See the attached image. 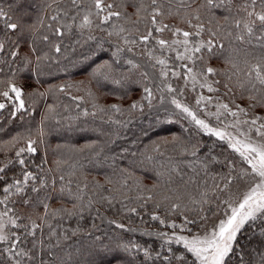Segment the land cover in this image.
Instances as JSON below:
<instances>
[{
	"label": "trees",
	"instance_id": "trees-1",
	"mask_svg": "<svg viewBox=\"0 0 264 264\" xmlns=\"http://www.w3.org/2000/svg\"><path fill=\"white\" fill-rule=\"evenodd\" d=\"M109 2L122 3L123 6L116 10L127 13L130 19L113 18L109 24L102 25L101 28L93 26L90 30L87 28L81 30L78 25L91 0H84L81 4L83 11L74 7L71 0H27L28 5L31 6V14L25 17L24 21L36 24L37 30L32 34H25L21 39L19 54L16 57L9 55L8 51L0 53V80L11 79L18 86L24 85L28 107L26 111L18 114L15 120L7 119V110L4 117L0 118V147H3L0 161L12 157L15 150L25 146L26 140L30 137L37 141L35 145L37 153L34 157H29L31 160L29 170L34 171L40 180L49 185L47 189L42 188L39 195L42 197L46 191L52 192V198L47 201L51 209H72L74 201L67 196H59L60 188L67 185L68 181H71L73 191L78 184L83 186L87 183L88 188L85 191L89 195L96 193L94 197L96 203L91 209H84L83 219L80 215L68 216L62 212L48 216L47 223L43 226V233H37V236L44 240L46 250L49 243L55 245L59 240L61 248L53 250L61 255H63L62 250L73 252L76 264H90L92 260H95L96 264H117V262L118 264H162L157 253L163 256L167 253L168 247L182 250V245L174 243L166 245L164 239L158 237L156 233L171 234L173 229L167 225L173 222L181 225L185 216L195 219L198 224L212 225L217 217L213 213L222 212L224 208L222 201L228 199L229 195L239 194L246 189L247 178L241 180L240 175L248 165L241 160L238 153L227 147L226 141L205 135L189 120L180 118V113L170 101L175 95L182 103L189 105L190 95L182 86L183 79L170 77L166 82H162L163 78L159 75L161 66L157 65L156 68L151 66L154 61L149 59L147 50H152L155 57L168 59L170 66L174 62V53L167 50L162 53L154 41L144 46L125 45L122 37L138 39L140 35L146 34L148 27H151L148 19L136 23L138 17L133 7L134 3L136 6L142 3L147 7L150 0H109ZM161 2L166 11L171 8L173 13H176L179 9V15L174 14L169 17L165 14L159 18L163 23L191 31L185 21L192 19L193 24H203L205 28L198 39L207 41L211 38V32H216V39L223 43L225 48L231 45L234 48L252 50L247 42L241 43L235 40L240 30L235 28L234 21L245 16L243 11H239L243 0H232L231 4L224 0V6L211 9L201 7L198 13H194L192 8L181 7L180 0H161ZM220 2L221 0H217L218 4ZM204 3L205 0H196L192 7ZM9 5L10 0H0V7L4 10L7 11ZM48 5L51 7L49 8ZM259 10L258 0L257 11ZM78 11L80 15L73 21L72 18ZM13 15L15 22L18 13ZM194 15H199L200 19L198 21L193 19ZM52 16H57V19L52 20ZM141 16L147 17V13L142 12ZM41 20L43 23H39ZM112 24L117 27L114 29ZM120 26L131 31L132 36H129V31L120 36L116 35L115 32ZM57 28L64 33L63 36L55 34ZM137 28L139 32H136ZM109 32L113 35H109ZM229 33L232 35L229 36ZM153 35L169 41L176 38L169 31L154 32ZM44 36L48 37L47 41L43 39ZM90 36L94 39H89ZM13 39H16L15 35ZM56 45L60 47L59 52L55 51ZM117 47L125 49L119 57L113 55ZM128 47H132L133 51L128 52ZM25 57L31 60L30 64L26 63ZM37 57H41L39 65H37ZM116 59H119L118 64L114 62ZM128 60H132L140 67L132 69L127 63ZM104 61L112 63L114 75L122 79V86L103 80L98 82L92 78L93 68ZM210 66L219 70L226 68L222 59L211 60ZM145 72L148 73L147 76L142 75ZM220 79L223 82V77ZM37 80L39 83L36 82ZM166 83H170L177 92L168 93ZM66 84L72 87L59 91V86ZM144 87L150 88L153 92L150 103L149 100L142 98L146 95L143 92ZM180 90H183V95L178 94ZM33 91L43 95H28ZM223 92L224 89L221 87L220 93L209 94L213 97L221 95L222 101L229 103L233 109L237 104L248 108L249 101L240 98V90L234 89L236 95L229 97H223ZM247 95L248 93L245 92L244 96ZM136 101L143 105V111L140 108L130 107ZM113 104H116L121 111L113 110L111 108ZM85 112L88 115H85ZM248 113L247 117L250 119L255 116L264 117V108H249ZM210 122L212 125H218L213 118ZM260 122L258 121V124ZM41 131L44 133L43 136L40 135ZM13 136L20 137L15 148L7 144ZM174 136L179 138L176 143H161L164 140L172 141ZM155 144H161L160 152L163 155L154 151ZM209 148L212 149L211 153ZM123 149L127 151L122 152ZM193 151L196 152L195 156L191 155ZM210 155L215 156L218 162H211L208 159ZM148 156L153 159L147 160ZM225 160L235 163V171L232 172L235 179L228 189L221 191L226 183L222 174L229 171L222 163ZM37 164L41 167L37 168ZM171 167L178 168L180 173V175L172 173L175 179L172 187L178 188L183 193L181 177L183 181L191 178L194 182L187 186L190 195L199 199V194L207 191L208 203L192 205L188 195H185L183 203L188 205V208L172 212L170 201L164 200L165 195H173L172 193H166L162 188L155 192L141 190L145 187L152 188L157 171H162L167 176ZM61 176L64 177L63 181L60 180ZM106 178H110L114 183H107ZM124 179H127L125 187L115 183ZM53 181H55L54 190ZM33 183L39 186V181ZM98 184L103 185V189L97 187ZM217 184L220 185L219 188L216 187ZM113 188L119 191L109 194L107 189ZM101 195L109 196L111 204L107 201L101 202ZM149 195L154 197L153 200L141 207L144 201L137 197ZM3 198V193L0 192V199ZM11 198L16 199L15 196ZM157 203L161 205L159 208L156 207ZM133 207L137 209L136 213L128 211ZM201 207L203 212H200ZM15 211L26 217L33 210L25 208L21 211L16 207ZM35 211L42 214L43 208H37ZM153 214L164 219L165 225L153 221L151 219ZM201 216H207L208 220L202 222ZM39 222L37 220V223ZM116 224H123L125 228H118ZM187 228L196 231L192 224L187 225ZM73 231H76V235L72 234ZM175 231L180 233L181 230L178 227ZM53 232L56 235H51ZM184 233L187 234L186 231ZM65 235L68 237L67 240L63 239ZM96 237L100 239L96 240ZM128 242L141 246L140 250L133 249L131 252L115 250L118 243ZM101 244L108 245L113 251L107 254L88 255L89 251L98 248ZM77 248L80 249L78 257L75 255ZM144 248L149 250L152 259L144 256ZM25 264L28 262L26 261Z\"/></svg>",
	"mask_w": 264,
	"mask_h": 264
},
{
	"label": "snow or ice",
	"instance_id": "snow-or-ice-1",
	"mask_svg": "<svg viewBox=\"0 0 264 264\" xmlns=\"http://www.w3.org/2000/svg\"><path fill=\"white\" fill-rule=\"evenodd\" d=\"M195 2L196 0H191V2L180 0V5L181 7L192 8L194 13H198L201 7L211 9L224 6V0H221L219 4L217 0H205L204 4H197L193 8L192 6ZM83 3L84 0H71V4L81 11H83L81 9V4ZM227 3L231 4L232 0H227ZM257 3L258 0H243L239 11H243L245 16L234 21L235 28L240 30L239 34L235 36V40L241 43L247 42L252 50L234 48L231 45L225 48V45L216 39V32H211V38L207 41L198 39L205 31V28L203 24H193L192 19L185 21L189 28L192 29L191 31L163 23L159 18L165 14L169 17L174 14L179 15V9H177L176 13H173L171 8L166 11L161 0H150V4L147 7L142 3L140 6L133 4L136 9L135 15L138 17L136 23L139 20L148 19L151 27H148L146 34L140 35L138 39L135 37L129 39L128 36L122 38L125 45L134 46H144L150 41H154L162 53L167 50L175 54L174 62L170 66L168 59L155 57L152 50H147L149 59L154 61L151 66L153 68H156L157 65L161 66L159 75L163 78L162 82H166L170 77L183 79L185 87L190 82L192 90H196L199 87L200 89H206L208 93H220L222 87L224 89L223 97L235 96L236 92H234V89H238L240 90V98H246L249 101L248 108L237 104L233 109L229 103L222 101L221 95L213 97L200 94L196 97L195 107H190L177 99L175 95L172 96L170 102L180 113L181 119L189 120L205 135L216 137L219 141H226L227 147L232 149L234 153L239 154L241 160L248 165V168L244 169L240 175L241 180L247 178V186L246 190L239 194L229 195L228 199L222 201L224 208L222 212L213 213L218 219L212 223L210 228L203 223L198 224L195 219H189L185 216L183 224L177 225L173 222L167 225L173 229L171 234L157 232L156 235L164 239L166 245H172L173 243L182 245V250L168 247L167 253L163 256L157 253V257L161 259L162 264H264V117L255 116L251 119H240L241 114L244 116L249 115V108H264V0H259V11H257ZM122 6V3L116 4L109 2V0H91V4L87 11L84 12L78 27L81 30L85 28L90 30L93 26L101 28L102 25L109 24L113 18L117 20L122 17L130 19L127 13L116 10ZM48 7L50 8L51 5H48ZM142 12L147 13V17L141 16ZM14 13H18L15 16V22H13ZM30 14L31 6L28 5L27 0H10L7 11L0 7V32H2V35H0V53L8 51L12 57H16L19 54L18 49L21 45V39L25 34H32L37 30L36 24L24 21V18ZM79 15L80 12L78 11L76 16H73V21ZM51 19L56 20L57 16H52ZM193 19L198 21L200 17L199 15H194ZM39 23H43V21L41 20ZM111 26L114 29L117 27L115 24ZM126 31L129 30L120 26L115 34L120 36ZM165 31L171 32L172 36L176 38L169 41L153 35L154 32L163 33ZM136 32H139L138 28ZM55 34L63 36L64 33L60 28H57ZM14 35L16 39H13ZM109 35H113V33L109 32ZM228 35L231 36L232 33ZM129 36H132L131 31H129ZM43 39L47 41L48 37L44 36ZM89 39H94V37L90 36ZM9 46L11 47L10 51ZM124 50L117 47L113 55L119 57V54ZM55 51H60L59 45L55 46ZM127 51L132 52L133 48L128 47ZM40 59L41 57H37V65H39ZM213 59H222L226 68L219 70L210 66V62ZM25 61L26 63H31L28 57H25ZM114 62L118 64L119 59ZM175 62L180 63L177 64ZM127 63L131 65L132 69L140 67L132 60H128ZM241 64L243 67H241ZM142 75L147 76L148 73L145 72ZM91 76L98 82L103 80L117 86H122L123 84L122 79L114 75L113 65L108 61H104L93 68ZM221 77H223V82L220 79ZM36 82L39 83V80ZM165 86L168 93L177 92V89H174L170 83H166ZM70 87H72L70 84L59 86V91H64L65 88ZM51 90L50 88L49 91ZM160 90L163 91L164 89ZM143 92L146 95L142 98L149 100L150 103L153 97L152 90L144 87ZM245 92L248 93L247 97L244 96ZM178 94L183 95V90H180ZM28 95H43V93L33 91L28 93ZM25 96L24 85L18 86L11 79L7 81L0 80V118L4 117L5 110H7V119L10 121L15 120L18 114L26 111L28 106L26 105ZM214 100L216 102L214 105L216 111H205V108L209 104H213ZM130 107L132 109L140 108L143 111V105L139 101L133 102ZM111 108L116 112L121 111L116 104L111 105ZM84 114L88 115L87 112ZM227 116L233 118L230 124L224 122L223 118ZM213 117L223 127L213 126L210 122ZM258 121L261 122L258 124ZM167 122L171 123L172 121ZM241 124L255 126V134L261 140L253 141L247 132L240 130ZM229 128L235 129L238 135L229 132ZM251 130L252 128L250 127L249 131ZM40 135H44L43 131L40 132ZM178 139V137L174 136L172 141L164 140L161 143H176ZM19 141V136H13L7 141V144L15 148ZM36 144L37 141L29 137L25 146L16 149L12 157L0 161V192L4 196L3 199H0V206H3L0 208V246H2L0 247V264H25L26 261L28 264H76L73 259V252L62 250L63 255H61L53 250L54 248H61L59 240L56 241L55 245L49 243L46 250L44 240L39 238L37 233H43V226L47 223L49 215L62 212L68 216L80 215V218L83 219L84 209H91L96 203L94 199L96 193L93 192L92 195H89L85 191L88 188L87 183H84L83 186L78 184L76 190L73 191L71 181H68L67 185H63L60 188L59 196H67L68 199L74 201L72 209H51L47 201L52 198V192L46 191L42 197L39 195L41 189H47L49 185L47 182L40 180L34 171L29 170L31 164L29 157H34L37 153ZM160 147L161 144H155L154 151L163 155L160 152ZM2 151L3 147H0V152ZM126 151V149L122 150V152ZM211 151L212 149L209 148V153ZM191 155L195 156L196 152L193 151ZM97 156H99V153H97ZM146 159L151 161L153 157L148 156ZM208 159L213 163L218 162L215 156L210 155ZM222 163L229 170L227 173L222 174L223 179L226 180L221 189V191H224L229 188V185L235 179L232 176V172L235 171L236 165L231 160H225ZM36 167L40 168L41 165L37 164ZM205 167H207L206 164ZM172 173L180 175L179 169L176 167L168 169L167 176H165L164 172L157 171L156 180L152 188L148 189L145 187L141 190L155 192L157 189L162 188L166 193H172L173 195L164 196V200L170 201V211L172 212L188 208V205L183 203L185 195H188L189 202L192 205L208 203L207 191L201 192L199 199L190 195L187 186L194 182L191 178L183 181V177H181L184 188L183 193L178 188L172 187L175 183ZM60 180L63 181L64 177L61 176ZM106 180L107 183H114L110 178H106ZM35 181H39V186L33 183ZM115 183H120L122 187H125L127 186V179ZM54 185L55 181L52 184L53 190ZM97 187L103 189L104 186L98 184ZM216 187L219 188L220 185L217 184ZM107 191L111 194L113 191H119V189L113 188L107 189ZM12 196H15L16 199H12ZM153 198L151 195L137 197V199L144 201L141 207H144ZM100 201H107L111 204L109 196L101 195ZM160 206V203L156 204L157 208ZM16 207H19L21 211L25 208H31L33 211L25 217L15 211ZM40 207L43 208L42 214L35 211ZM128 211L136 213L137 209L133 207L128 209ZM200 212H203L202 207ZM151 219L158 221L161 225L166 223L164 219H161L156 214H153ZM200 219L204 222L208 220V217L201 216ZM25 220L27 222H24ZM37 220L40 222L37 223ZM109 223H115V221H109ZM189 224L196 228L195 232L191 228H187ZM116 227L125 228L123 224H116ZM178 227L181 230L180 233L175 231ZM126 230L132 231L131 229ZM185 231L187 234H183ZM72 234L76 235V231H73ZM147 234L151 235L152 233ZM51 235L56 234L53 232ZM63 239L67 240L68 237L65 235ZM99 239V237H96V240ZM254 241L256 243H253ZM140 247L139 245L131 244V242L118 243L115 250L131 252L133 249L139 251ZM110 251H113V249L108 245L101 244L98 248L89 251L88 255L107 254ZM143 254L147 259H152L147 248L143 249ZM75 255L77 257L80 255L79 248L76 249ZM90 264H96V261L92 260Z\"/></svg>",
	"mask_w": 264,
	"mask_h": 264
},
{
	"label": "rangeland",
	"instance_id": "rangeland-1",
	"mask_svg": "<svg viewBox=\"0 0 264 264\" xmlns=\"http://www.w3.org/2000/svg\"><path fill=\"white\" fill-rule=\"evenodd\" d=\"M182 86H183L184 89L187 90V92H188L189 95H190V96H189V97H190V100H189L190 103L188 102L189 105H190V107H195V100H196V97H197L198 95H200V94H203V95H205V96H209V95H210V94L206 91V89H200L199 87H197L196 90H192V85H191L190 82L188 83V86L185 87V81H184V80H183V82H182ZM215 103H216V102L213 101V104H209V105L205 108V111H207V112H215V111H216V108H215V106H214ZM202 107H203V105H202ZM201 115H203V114H201ZM213 119L217 122V120H216L214 117H213ZM223 119H224V122H225V123H229V124L233 121V118L230 117V116L224 117ZM240 119H241V120H246V119H250V118H248L247 116H244V115L241 114V115H240ZM217 124H218V122H217ZM213 126L223 127V125H220V124H218V125H213ZM257 126H258V124H257ZM250 127L252 128L251 131H249V128H250ZM254 128H255V126L244 125V124H241V125H240V130H241V131L247 132L253 141H259V140H261V138L258 137V136H256ZM228 131H229V132H232L234 135H238V133L236 132L235 129L229 128ZM241 138H242V137H241ZM245 190H246V189H245ZM215 218H216V221H217L218 217H215ZM206 226L209 227V228L211 227L210 224H206ZM183 234H186V233H183Z\"/></svg>",
	"mask_w": 264,
	"mask_h": 264
}]
</instances>
